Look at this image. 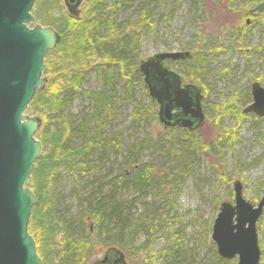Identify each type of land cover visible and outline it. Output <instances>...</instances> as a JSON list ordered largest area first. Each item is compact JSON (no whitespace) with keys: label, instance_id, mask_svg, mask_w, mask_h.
<instances>
[{"label":"trees","instance_id":"trees-1","mask_svg":"<svg viewBox=\"0 0 264 264\" xmlns=\"http://www.w3.org/2000/svg\"><path fill=\"white\" fill-rule=\"evenodd\" d=\"M147 1L87 0L78 19L66 14L60 2L37 3V22L61 36L45 57L47 87L29 105L42 120L37 139L43 152L31 176L36 203L29 232L43 264H95L99 248L104 255L117 249L127 264H137L139 255L140 264H152L150 241L161 234L170 214H176L180 188L192 178L197 132L165 131L162 126L163 132L127 139L114 127L119 105H132L137 127L149 122L161 126L151 98L142 105L134 97L135 86H144L136 72L142 39L166 13L160 2ZM136 2L135 11L124 18V10ZM191 51L186 77L196 81L204 58L202 52ZM91 77L98 89L86 87ZM119 78L126 81L123 95ZM172 132L179 134L178 140L169 144ZM220 146L230 150L232 142ZM64 175L74 181L72 197L60 188ZM80 184L91 194L86 196ZM124 191L137 197L125 203L120 199ZM69 197L74 198V211ZM176 255L169 262L178 261ZM223 261L218 256L215 264Z\"/></svg>","mask_w":264,"mask_h":264},{"label":"rangeland","instance_id":"rangeland-1","mask_svg":"<svg viewBox=\"0 0 264 264\" xmlns=\"http://www.w3.org/2000/svg\"><path fill=\"white\" fill-rule=\"evenodd\" d=\"M52 1L60 2L63 11L68 14L64 0H37L32 10L34 21L29 25L30 28L47 27L37 22L35 12L38 2ZM147 2H160L161 9L166 13L165 19L155 24L152 32L142 39L140 62L164 52H182L189 48L202 52L204 65L198 68L194 77L196 81L193 82L202 90V109L206 118L202 129L193 135L198 149L193 157L195 164L192 178L180 188L176 214H170L161 234L150 241L149 256L152 264H215L218 256L216 247V253L212 248V226L222 203L234 205L233 184L237 181L243 184V197L254 207L264 192V119L240 115L238 109H244L252 103V84L259 83L264 87V16L248 15L264 0ZM83 5L80 7L81 12ZM136 5L137 2L124 10V18L130 17ZM171 70L188 80L186 76L190 74L189 68H185L181 62L172 64ZM125 85V79L119 78L120 95L125 94ZM86 87L98 89L99 84L91 77ZM134 97L142 105L147 104L150 98L142 85L135 86ZM75 110H79V107L76 106ZM132 112V105H119L117 108L114 127L125 138L134 136L143 139L147 132H163L162 124L157 127L149 122L137 127ZM23 115L37 117L29 108ZM168 135L166 141L169 144L178 140V133ZM228 140L232 142L230 150L218 147L220 142ZM194 180H199V183L196 185ZM60 181V188L66 196L72 197L74 181L66 175ZM79 186L82 190L83 184ZM88 188L82 190L86 196L91 194ZM71 197L67 202L74 208L75 201ZM136 197L133 191H124L120 199L129 203ZM135 206L138 209V204ZM257 232L260 264H264V210L257 223ZM104 252L105 249L99 248V255L94 259L101 260ZM174 254L179 257L178 261L169 262ZM136 261L140 264L141 255L136 257ZM225 261V264H237V259Z\"/></svg>","mask_w":264,"mask_h":264},{"label":"water","instance_id":"water-1","mask_svg":"<svg viewBox=\"0 0 264 264\" xmlns=\"http://www.w3.org/2000/svg\"><path fill=\"white\" fill-rule=\"evenodd\" d=\"M37 0H0V264H43L29 233L36 197L31 191L32 173L43 148L37 139L42 120L23 114L38 92L45 89L47 67L44 59L61 43L50 27L30 28ZM207 1V0H202ZM85 0H64L67 13L78 19ZM264 14V2L254 10ZM189 53L156 54L137 67L152 103L157 104L158 121L169 129L196 132L205 123L201 90L182 87V77L166 67ZM252 103L244 110L264 118V87L251 86ZM177 110V112H174ZM264 210V195L256 207L243 197L242 183L234 184V205L221 204L212 226L211 240L217 255L237 264H260L257 223ZM95 264H127L115 248L106 251Z\"/></svg>","mask_w":264,"mask_h":264},{"label":"flooded vegetation","instance_id":"flooded-vegetation-1","mask_svg":"<svg viewBox=\"0 0 264 264\" xmlns=\"http://www.w3.org/2000/svg\"><path fill=\"white\" fill-rule=\"evenodd\" d=\"M201 2H207V1H209V0H207V1H202V0H200ZM258 6V5H257ZM256 6V7H257ZM255 7V8H256ZM254 8V9H255ZM254 9H252L250 12H249V14L248 15H254V17H256V15H263L264 16V14H255V13H253V10ZM247 24L249 25L250 24V21L248 20V22H247ZM192 49L191 48H189L188 50H186V51H182L183 53H189V57H187V58H185V59H182V60H180V61H177V62H167L166 63V67L169 69V70H171V65L172 64H175V63H178V62H181L182 63V65H184L185 66V68H187V66H186V62L187 61H189V60H191L192 59V57H193V53H192V51H191ZM171 71H173V70H171ZM175 72V71H174ZM178 74V73H177ZM180 76H181V74H179ZM182 77V76H181ZM188 80H185L183 77H182V87H184V86H186V85H195L197 88H199L200 90H201V88L200 87H198L196 84H194V82L193 81H188ZM201 95H202V100H201V107H202V105H203V93H202V90H201ZM252 97V96H251ZM203 110V109H202ZM174 112H177V110H175ZM204 113V112H203ZM205 115V114H204ZM254 116V115H253ZM255 117V116H254ZM202 129V128H201ZM200 129V130H201ZM170 130H173V129H169V131ZM178 130H186V131H188V132H190V133H192L191 131H189V130H187V129H178ZM199 131V130H198ZM198 131H196L197 133H198ZM196 132H193V133H196ZM243 185V184H242ZM263 195H264V192H263ZM263 195H262V197H263Z\"/></svg>","mask_w":264,"mask_h":264},{"label":"bare ground","instance_id":"bare-ground-1","mask_svg":"<svg viewBox=\"0 0 264 264\" xmlns=\"http://www.w3.org/2000/svg\"><path fill=\"white\" fill-rule=\"evenodd\" d=\"M243 189H244V187H243V185H242V193H243ZM260 253H261V251H260Z\"/></svg>","mask_w":264,"mask_h":264}]
</instances>
